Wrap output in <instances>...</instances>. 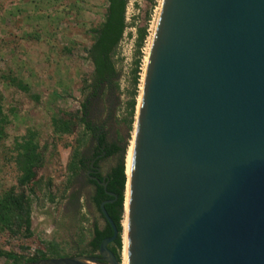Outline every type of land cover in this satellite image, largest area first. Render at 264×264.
I'll list each match as a JSON object with an SVG mask.
<instances>
[{
    "label": "water",
    "instance_id": "obj_1",
    "mask_svg": "<svg viewBox=\"0 0 264 264\" xmlns=\"http://www.w3.org/2000/svg\"><path fill=\"white\" fill-rule=\"evenodd\" d=\"M161 11L134 151L127 264H264V0H165ZM93 180L113 196L100 204L112 230L103 262L33 264H120L107 248L118 229L104 208L117 195Z\"/></svg>",
    "mask_w": 264,
    "mask_h": 264
},
{
    "label": "rangeland",
    "instance_id": "obj_2",
    "mask_svg": "<svg viewBox=\"0 0 264 264\" xmlns=\"http://www.w3.org/2000/svg\"><path fill=\"white\" fill-rule=\"evenodd\" d=\"M161 2L128 0L127 26L113 56L118 86L92 103L90 119L95 125H104L108 141L125 148L127 145L126 158L137 120L135 114L130 130L128 102L134 70L139 67L140 82ZM106 4V0H0V76L10 73L30 87V92L25 93L0 77V104L8 119L6 137L0 142V194L10 187L27 194L32 231L29 237H12L0 230V248L32 254L36 250L49 252L52 244L59 255L47 253V259L87 258L90 255L86 244L93 224H105L92 200L94 185L88 181V169H82L69 182L67 166L78 145L86 160L93 159L94 139L75 121L84 99L81 89L93 70L86 58L91 44L87 30L103 21ZM140 29L146 30V37L138 49ZM140 57L139 65L136 61ZM140 87L138 83L137 105ZM63 114L71 115L72 128L68 134L57 135L52 130L51 117ZM30 129L38 133L43 164L35 179L21 186L12 159L13 143ZM119 156L102 157L96 165L99 172L105 174ZM0 264H5L4 258H0Z\"/></svg>",
    "mask_w": 264,
    "mask_h": 264
},
{
    "label": "trees",
    "instance_id": "obj_3",
    "mask_svg": "<svg viewBox=\"0 0 264 264\" xmlns=\"http://www.w3.org/2000/svg\"><path fill=\"white\" fill-rule=\"evenodd\" d=\"M127 2L128 0H106L107 4L103 21L98 26L87 30V33L91 36V44L86 50V58L91 62L93 70L90 79L84 82L81 89V92L84 93V99L80 103V114L75 121L82 125L85 133H88L94 139L93 158H96L94 161L95 167L102 157L120 154L116 163L105 174L97 172L95 176L106 184V191L117 195V199L111 203L104 204V208L118 229L117 237L108 245V248L120 262L122 260L123 219L125 214V204L123 203L126 201L127 185L125 183L128 182L126 175L127 158L125 156L127 145L125 148L119 146L116 141H108L104 125H95L90 117L93 101L96 98L100 99L118 86L116 82L117 70L113 56L127 26L125 16ZM138 32L137 48L140 49L146 37V30L140 29ZM140 59L141 57L136 61V64L140 65ZM138 72L139 67L136 66L133 77V92L128 102V127L130 130L135 121V114H137L136 97H138V83L140 85L142 78L140 76L139 82ZM0 77L20 91L30 92V87L22 79L10 73L1 74ZM35 98L37 97L35 96ZM71 118L70 114L52 116L51 126L53 132L57 135L70 133L72 126L69 121ZM7 121V116L3 113L0 104V142L6 137L5 125ZM37 136L38 133L30 129L23 136L14 139L12 159L19 175L18 184L21 186L34 180L37 170L43 164V147L40 145ZM90 162L91 160H86L83 157L80 145L76 146L72 151L71 159L67 166L70 175L68 181L70 182L71 178L82 169H90ZM124 164L126 165L124 166ZM94 169L97 170V168ZM87 178L94 185L92 200L103 217L100 211V204L104 200L113 199V196L107 195L103 186L97 184L95 180H91L88 175ZM50 199H53L52 196ZM30 217L31 204L25 192L17 191L14 187H10L0 194V230L7 232L12 237H29L32 234ZM103 219L105 222L103 227H99L97 223L93 224L90 238L86 244L89 257H92L99 250L102 240L112 234L110 225L104 217ZM49 246V252L36 250L32 254H21L0 248V258L5 259V264H25L46 259L49 257L47 253H51V256H58L56 246L52 244Z\"/></svg>",
    "mask_w": 264,
    "mask_h": 264
},
{
    "label": "bare ground",
    "instance_id": "obj_4",
    "mask_svg": "<svg viewBox=\"0 0 264 264\" xmlns=\"http://www.w3.org/2000/svg\"><path fill=\"white\" fill-rule=\"evenodd\" d=\"M164 1L165 0H162V2H161V6H160V10H159L160 12H162L161 10L163 8ZM158 22H159V19H158V21L154 27V32H153V35H152V38L150 41L149 53H148V56L146 57V60H145L146 62H145V66H144V72H143L142 82H141V87H140L141 88V95L139 98L136 128H135V132H134V139H133L132 145H131V147L128 151V154H127V172H126V175L128 177V182L126 183L127 191H126V201L124 203L125 204V220L123 222V227H124V230H123V249H122V260H121L120 264H127V228H128V221H129V203H130V191H131V179H132V166H133L135 145H136V140H137L140 109H141V105H142L143 98H144L146 74H147V69H148L151 51H152L154 40L156 37L155 35L157 32Z\"/></svg>",
    "mask_w": 264,
    "mask_h": 264
},
{
    "label": "flooded vegetation",
    "instance_id": "obj_5",
    "mask_svg": "<svg viewBox=\"0 0 264 264\" xmlns=\"http://www.w3.org/2000/svg\"><path fill=\"white\" fill-rule=\"evenodd\" d=\"M96 160V158H93L92 160H91V162H90V169H88L87 170V175L89 176V178L91 179V180H93V177H95L96 176V174H97V172H99V170H98V167L96 166H94V161ZM94 168H97V170H95ZM111 243V242H110ZM109 243V244H110ZM108 244V245H109ZM108 245H107V248H108ZM109 249V248H108ZM110 250V249H109ZM92 258H95V259H97V261L98 262H103V255L101 254V252H100V247H99V250L98 251H96L95 252V254L92 256Z\"/></svg>",
    "mask_w": 264,
    "mask_h": 264
}]
</instances>
